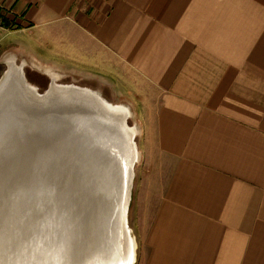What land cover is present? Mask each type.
<instances>
[{
  "label": "crops",
  "instance_id": "1",
  "mask_svg": "<svg viewBox=\"0 0 264 264\" xmlns=\"http://www.w3.org/2000/svg\"><path fill=\"white\" fill-rule=\"evenodd\" d=\"M3 35L143 102L137 264H264V0H0Z\"/></svg>",
  "mask_w": 264,
  "mask_h": 264
},
{
  "label": "water",
  "instance_id": "2",
  "mask_svg": "<svg viewBox=\"0 0 264 264\" xmlns=\"http://www.w3.org/2000/svg\"><path fill=\"white\" fill-rule=\"evenodd\" d=\"M11 115L7 117L13 118ZM51 117L53 114L25 115L22 117L24 128L11 134L10 144V136L7 142L0 136L1 186L9 190L12 197L4 219L0 218V264H108L118 257L122 219L119 224V208L111 206V212L103 215L104 221H99V208L107 192L104 191L105 181L100 183L95 173L96 162L84 157L81 149L73 146L74 139H80L76 127L66 133L74 138H58L59 143L54 144L51 151L38 148L36 155L39 157L34 160L31 174L25 176L30 170L22 153L26 140L34 135L36 139L43 138L42 142H49L57 138L55 132H64L54 126L51 129V124L58 122L55 116ZM28 127L32 129L26 131ZM96 146L100 150L101 146ZM88 154L84 151V155ZM37 168L42 172H36ZM89 171L92 177L87 176ZM86 176L91 178L87 183ZM27 177L29 185L25 186ZM73 181L76 187L92 186L90 195L87 198L78 196L77 189L74 192L71 187ZM3 200L4 193L0 191V214ZM69 203L74 204V211ZM111 203L116 204L115 200ZM88 206L91 209H86Z\"/></svg>",
  "mask_w": 264,
  "mask_h": 264
},
{
  "label": "rangeland",
  "instance_id": "3",
  "mask_svg": "<svg viewBox=\"0 0 264 264\" xmlns=\"http://www.w3.org/2000/svg\"><path fill=\"white\" fill-rule=\"evenodd\" d=\"M17 35H10V36H2L0 38L1 41V50H0V79L3 76V74L7 70V66L5 65V61L9 58H16V61L18 64L22 65V63L26 64V67L24 68L26 81L32 84L34 87L37 88V92L39 95L44 96L46 92L50 89V87L54 84L58 85H65V86H78L81 88L88 89L90 91H94L99 93L101 97L105 99V101L109 102L112 105H123L127 106L128 110L131 112V117L129 120V126L131 128L137 129V138H136V145L139 151V159L134 166V175L131 183V193H130V203L128 207L127 212V222L128 226L132 231V234L134 236V240L136 243V262L138 260L139 256V231H138V224H139V214H140V206L142 203V197H141V190L143 186V174L145 171V165H144V144H145V132H144V117L142 115L143 110V102L142 101H133L130 100L127 95L120 94V92L113 91L112 87L108 85V82L105 79L96 77L92 75L91 73L85 72L81 73L79 70L76 69H70L68 71L66 70H58V72H54L52 77L46 75V69L42 65V67H35V62L32 59L31 55L26 52L24 49L21 48L20 45L13 44L15 41ZM13 44V45H12ZM35 64V65H34ZM65 71V72H64ZM45 73V74H44ZM123 93V92H122ZM128 98V99H127ZM57 95V98L52 100V103H48L44 105L43 103L34 102V106H29V104H25L23 108H25V111L33 112V113H50L53 114V117L51 118H57L56 123L53 125L51 124L53 129L54 127H57L58 129H63L64 132H55L57 138H52L49 140V142L44 141L42 142L43 138L36 139V137L31 136L30 140H26V147L23 153V160H25V164L29 167V174L25 173V176H29L32 172L33 163L36 157H39L36 155L37 149L40 148V150H46L53 148L54 144L59 143L58 138L62 137L64 138L67 136V132L73 130V127H76L77 134L79 136V141L75 140V144L73 146L77 147L78 149H81L83 156H87L90 158L93 162H98L103 170L108 171L109 173V184L107 187V192L104 196V204L108 207L106 209V212H111L110 208H114L115 205L111 203V201L115 200L117 201L120 199L121 195V182L123 180V157L126 158V154H123V147L122 149L117 150L119 152L118 155H110L109 154V144H112V142H120L123 144L124 140L123 137L121 138V135L119 133V128L117 125H113L106 116L104 115H98L97 109H91L90 107L86 108L85 101H80L79 96H76L74 94L69 95L68 98L65 97L64 101H61ZM32 103V102H31ZM36 105V106H35ZM27 108V109H26ZM32 113V114H33ZM36 116V114H34ZM39 116V115H38ZM39 118V117H36ZM43 120L46 119L42 117ZM102 118V119H101ZM48 124V123H47ZM62 125V126H61ZM64 125V126H63ZM47 126V125H46ZM63 127V128H61ZM87 127L88 131L85 130ZM66 128V129H65ZM26 131L31 130V127L25 128ZM50 129V130H51ZM55 129V128H54ZM65 129V130H64ZM53 131H56L53 130ZM49 133V132H48ZM53 133V132H52ZM81 133V134H80ZM29 134V132H28ZM120 135V136H119ZM77 136V137H78ZM73 137L72 135H68L67 139ZM74 138V137H73ZM56 139V141H55ZM119 139V140H117ZM73 140V142H74ZM109 140V142H108ZM88 141V142H87ZM68 143V140H66ZM85 142L90 145L91 149V155L88 154L87 150H84L85 148ZM96 145H100L99 147ZM103 146V148H102ZM122 146V145H121ZM125 148V147H124ZM20 149L19 151H21ZM114 150V149H113ZM84 151L87 152L88 155H84ZM44 154L47 151H43ZM95 153V154H94ZM109 155H108V154ZM124 155V156H123ZM102 157H104L102 159ZM121 158V159H120ZM97 165V164H96ZM91 170V169H90ZM41 171L40 168L36 170V172ZM42 172V171H41ZM91 171H89V174L87 176L92 177ZM49 175V174H47ZM85 177L86 183L90 181L91 178ZM29 185V179L26 178L25 186ZM73 186V191L76 192L78 196H82V198H87L90 193L92 192V186L90 185H82V187H76V183L73 181L71 187ZM26 188V187H25ZM77 196V197H78ZM115 204V203H114ZM117 205V204H116ZM104 206V207H105ZM69 208L74 211L75 206L73 203H69ZM78 208V207H76ZM104 212V211H103ZM105 213V212H104ZM103 213V214H104ZM111 245V244H110ZM117 246V245H116ZM121 246L120 242L117 247ZM109 255L107 256L108 260ZM93 264V263H92ZM94 264H99V262H95Z\"/></svg>",
  "mask_w": 264,
  "mask_h": 264
},
{
  "label": "bare ground",
  "instance_id": "4",
  "mask_svg": "<svg viewBox=\"0 0 264 264\" xmlns=\"http://www.w3.org/2000/svg\"><path fill=\"white\" fill-rule=\"evenodd\" d=\"M5 65L7 66V70L0 79V136H3L2 138L4 142H7L10 136V139H9V144H10V140L12 142L11 134L15 132V130H18L19 132H21L22 129L24 128L25 123L22 117L25 118V115L28 116L33 113V112H27L24 110L25 108L23 107L25 104H29L27 106L28 108L29 106L30 107L34 106V102H39V103H43L44 105H46L48 103H52V100L56 99L57 95L60 99H62L61 100L62 102L64 101L65 97L68 98L69 95L74 94L76 96H79V99H81L80 101L82 102L85 101L84 102L85 105L87 104L85 106L86 108L90 107V111L91 109H93V111L94 109H97L99 113L98 115L106 116L107 119L113 125L118 126L119 133L121 135V138L123 137L124 142L123 144H121L122 141L121 143L112 142V144L108 145L109 146L108 151L111 156L113 154L114 155L116 154L119 157V152H120L119 149H122V147L125 144L124 146L125 148L123 147V154H126V158L123 157L124 159L122 160V162L124 163L122 167L123 169L122 171L124 175L123 180L121 182L122 190H121L120 199L116 203L117 205L114 204L115 205L114 208H116V206H118L119 208V211H118V223L119 224L122 219V224L120 227L121 238L119 240L121 246H119L118 257L115 260H111L110 262H108V264L112 262L114 264H135L137 247H136V243H135L132 231L128 226L126 216L128 212L129 203H130L131 183H132V179L134 175V166L136 165L139 159V151L136 145V138L138 135L137 129L131 128L129 126L131 112L128 110V107L123 106V105L121 106L112 105L109 102L105 101V99L101 97L99 93L90 91L88 89L81 88L75 85L65 86V85H58L56 83L50 87L49 91H47L44 96L39 95L37 92V88L26 81V76H25V71H24L26 64L24 63H22V65L18 64V62L16 61V58L13 57V58L7 59L5 61ZM51 73L53 72H50V73L47 72L48 75L49 74L52 75ZM10 114H12L11 116H13V118L7 117ZM34 114L40 116V115H47L50 113H42V114L33 113L32 116ZM5 122H6V125L4 124ZM85 130H88L87 127L85 128ZM87 142H85L84 149L90 153L91 152L90 148L92 146L90 147V145H88ZM116 149L119 152H117ZM103 158L104 157H102V159ZM96 164H97L96 165L97 167L95 168V173H97L96 174L97 177L100 178V183H103L105 181L104 191L106 192L107 186L109 184V173L108 171L103 170V168L101 167L100 164H98V162ZM0 191H3L4 193V200H3V206H2L3 211L0 214V218L3 217L4 219L8 211V210L6 211V208L11 202L12 197L10 195L9 190L1 186V180H0ZM6 202H7V205H6ZM104 206L105 205L102 204L101 209L99 208L100 210L99 221L101 223L102 221H104L103 213L106 212V209H108L107 206L105 207ZM87 208H90V207L88 206L86 207V209ZM99 210L97 211V213L99 212ZM96 226L97 225H95L94 227L95 229L97 228Z\"/></svg>",
  "mask_w": 264,
  "mask_h": 264
},
{
  "label": "built area",
  "instance_id": "5",
  "mask_svg": "<svg viewBox=\"0 0 264 264\" xmlns=\"http://www.w3.org/2000/svg\"><path fill=\"white\" fill-rule=\"evenodd\" d=\"M1 47H2V46H1V41H0V50H1Z\"/></svg>",
  "mask_w": 264,
  "mask_h": 264
}]
</instances>
